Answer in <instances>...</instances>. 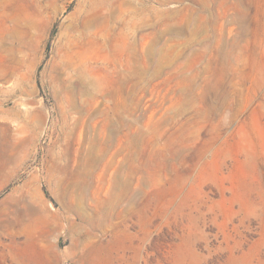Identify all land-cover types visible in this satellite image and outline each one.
Masks as SVG:
<instances>
[{
	"label": "rangeland",
	"instance_id": "1",
	"mask_svg": "<svg viewBox=\"0 0 264 264\" xmlns=\"http://www.w3.org/2000/svg\"><path fill=\"white\" fill-rule=\"evenodd\" d=\"M0 264H264V0H0Z\"/></svg>",
	"mask_w": 264,
	"mask_h": 264
}]
</instances>
